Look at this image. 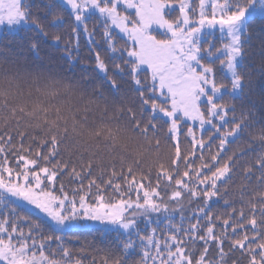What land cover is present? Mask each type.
Segmentation results:
<instances>
[{
  "label": "snow or ice",
  "instance_id": "snow-or-ice-1",
  "mask_svg": "<svg viewBox=\"0 0 264 264\" xmlns=\"http://www.w3.org/2000/svg\"><path fill=\"white\" fill-rule=\"evenodd\" d=\"M257 20L264 28V0H0V30L40 37L30 45L37 59L43 44L71 70L86 37L94 75L82 82L120 101L148 149L110 155V169L91 153L66 188L59 109L50 123L38 106L42 136L22 130L26 113L13 109L14 125L0 120V264H85V247L70 242L92 224L118 241L102 264H264V59L251 64L248 51ZM237 176L238 197L229 193ZM221 200L227 211L214 212ZM22 204L50 223L22 215Z\"/></svg>",
  "mask_w": 264,
  "mask_h": 264
},
{
  "label": "trees",
  "instance_id": "trees-1",
  "mask_svg": "<svg viewBox=\"0 0 264 264\" xmlns=\"http://www.w3.org/2000/svg\"><path fill=\"white\" fill-rule=\"evenodd\" d=\"M34 2L43 6L46 0H34ZM95 39L100 42L96 45L97 50L103 54L104 44L99 33ZM34 40L39 42L40 37L27 32L15 34L9 32L8 35L0 33V120L8 119L14 125L12 110L15 109L16 115L21 116L20 109L23 108L26 115H22V130L30 135L42 136L48 132V125L44 124L43 115L38 106L43 105L48 108L50 123L56 115L55 110L59 109L63 120L59 128L53 130L58 136L63 137V144L70 151H65L61 146L60 155L56 157L68 163V169L58 176L57 184L64 182L66 188L77 186L68 172L73 166L79 170L81 163H87L91 153H94L96 158L105 160V167L109 169L111 163L107 159L110 155L117 157L123 155L129 159L141 154L147 157V145L132 131L128 121L120 114V101L108 93L99 96L82 82L81 78L87 73L94 75V54L89 51L86 37L81 35L79 38L80 51L75 67L71 70L66 57L58 51L46 48L43 44H41L40 58L37 59L30 46ZM248 51L251 64L259 65L264 59L262 54L264 53V28L260 27L259 20L251 25ZM255 79L258 81L259 78L255 77ZM128 96L131 97V93H128ZM65 128H67L66 134ZM109 130L111 136H109ZM24 142L26 145L31 143L34 150L38 146L37 142L30 141L27 136ZM40 151L45 154L47 148L40 147ZM115 164L119 169L118 160ZM93 173L97 175L99 173L95 164ZM154 176L153 173V179ZM239 182L240 179L237 176L234 184L229 186V193L237 197L239 193L235 185ZM86 183L87 180H85ZM195 207L196 205L193 204L191 208H186L185 216L191 217ZM213 210L223 213L227 211V206L221 200L213 206ZM25 213L33 222L50 223L41 215L21 206V214ZM46 223L42 225L41 230L45 234H50ZM101 229L102 227H90L88 231L80 235L79 240L70 242V246L74 249L85 247L86 254L82 257L85 264H90L93 260L94 264H102L106 255L118 252L119 245L115 234H105Z\"/></svg>",
  "mask_w": 264,
  "mask_h": 264
},
{
  "label": "rangeland",
  "instance_id": "rangeland-1",
  "mask_svg": "<svg viewBox=\"0 0 264 264\" xmlns=\"http://www.w3.org/2000/svg\"><path fill=\"white\" fill-rule=\"evenodd\" d=\"M1 32H3V31L0 30V33H1ZM218 34H219V33H216L215 36H217ZM22 206H24V207L30 209L31 211H33V212H35V213H37V214H39V215L45 217L43 213H41L38 209H35L33 206H30V205H27V204H22ZM45 218H46V217H45ZM153 219H154V221H155V217H154ZM174 219H175V222H176V223H180V217H179V214H177V215L175 216ZM160 220H161L160 227H161V229H163V227H164V223H165L164 218L161 217ZM187 224H188V222H187V219H186V220L184 221V226L187 227ZM91 226L103 227V226H101V225H99V224H92ZM143 227H145L144 224H143ZM143 227H142V228H143Z\"/></svg>",
  "mask_w": 264,
  "mask_h": 264
}]
</instances>
